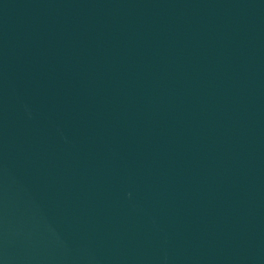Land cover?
<instances>
[{
  "label": "water",
  "instance_id": "95a60500",
  "mask_svg": "<svg viewBox=\"0 0 264 264\" xmlns=\"http://www.w3.org/2000/svg\"><path fill=\"white\" fill-rule=\"evenodd\" d=\"M0 264H264V0H0Z\"/></svg>",
  "mask_w": 264,
  "mask_h": 264
}]
</instances>
